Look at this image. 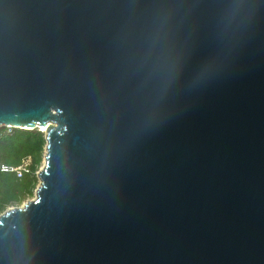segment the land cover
<instances>
[{"label":"water","instance_id":"1","mask_svg":"<svg viewBox=\"0 0 264 264\" xmlns=\"http://www.w3.org/2000/svg\"><path fill=\"white\" fill-rule=\"evenodd\" d=\"M3 126L0 264H264V0H0Z\"/></svg>","mask_w":264,"mask_h":264},{"label":"trees","instance_id":"2","mask_svg":"<svg viewBox=\"0 0 264 264\" xmlns=\"http://www.w3.org/2000/svg\"><path fill=\"white\" fill-rule=\"evenodd\" d=\"M46 134L39 127L35 129L0 128V166L18 165L30 159L28 171L23 178L0 168V214L9 207L20 206L33 198L39 184L36 174L40 170L46 149Z\"/></svg>","mask_w":264,"mask_h":264},{"label":"built area","instance_id":"3","mask_svg":"<svg viewBox=\"0 0 264 264\" xmlns=\"http://www.w3.org/2000/svg\"><path fill=\"white\" fill-rule=\"evenodd\" d=\"M9 130L11 129V127H7ZM31 160L30 159H26L23 160L22 163L18 164V165H7V164H2L0 166L1 170L3 172H11L14 173L18 178H23V176L25 175V173L28 171V166L30 164ZM41 169V168H40ZM40 172V170H38L36 172L37 176L38 173ZM39 178V177H38Z\"/></svg>","mask_w":264,"mask_h":264},{"label":"rangeland","instance_id":"4","mask_svg":"<svg viewBox=\"0 0 264 264\" xmlns=\"http://www.w3.org/2000/svg\"><path fill=\"white\" fill-rule=\"evenodd\" d=\"M43 165V164H42ZM42 167V166H41ZM32 198V197H31ZM31 198H29V199H31Z\"/></svg>","mask_w":264,"mask_h":264}]
</instances>
